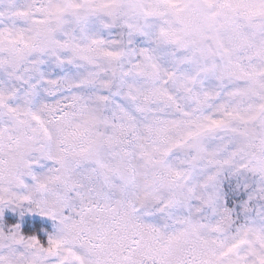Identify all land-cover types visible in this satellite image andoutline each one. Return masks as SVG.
<instances>
[{
  "label": "snow or ice",
  "instance_id": "1",
  "mask_svg": "<svg viewBox=\"0 0 264 264\" xmlns=\"http://www.w3.org/2000/svg\"><path fill=\"white\" fill-rule=\"evenodd\" d=\"M0 264H264V0H0Z\"/></svg>",
  "mask_w": 264,
  "mask_h": 264
}]
</instances>
